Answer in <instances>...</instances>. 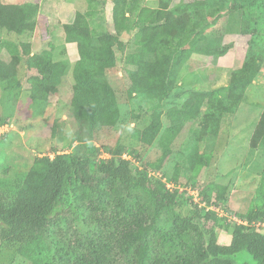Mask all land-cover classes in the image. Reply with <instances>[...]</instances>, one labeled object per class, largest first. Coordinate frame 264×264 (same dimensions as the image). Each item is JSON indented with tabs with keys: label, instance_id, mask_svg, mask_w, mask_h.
Returning a JSON list of instances; mask_svg holds the SVG:
<instances>
[{
	"label": "trees",
	"instance_id": "obj_1",
	"mask_svg": "<svg viewBox=\"0 0 264 264\" xmlns=\"http://www.w3.org/2000/svg\"><path fill=\"white\" fill-rule=\"evenodd\" d=\"M244 1L246 8L254 6V1ZM113 2L120 25L131 21L135 27L132 41L123 49L130 46L135 52L127 56V65L137 76L133 84L150 97L170 82L178 56L218 51L215 45L208 47L213 41L207 29L220 12L219 3L209 7L207 0L173 6L162 2L151 9L127 0ZM37 13L38 7L32 4L3 5L0 1V30L30 34ZM65 39L77 50L71 100L75 123L90 135L112 128L118 108L104 77L115 65L117 38L93 30L86 15L76 14L65 25ZM263 64L264 52L252 46L244 63L231 73L225 92L192 93L186 101V112L181 114L200 127L197 145L203 153L190 161L196 172L210 157L221 118L238 109ZM23 68L33 74L28 90L32 103L39 107L57 93L66 74V65L53 62L49 52L30 56L28 44L21 49L0 41V90L19 88ZM4 125L0 118V127ZM159 130V117L154 114L151 124L134 130L132 136L150 145ZM250 147L264 148V113ZM108 153L110 158L100 162L96 173L88 157L73 152L38 158L21 180L0 186V241L17 246V253L30 264H264V233L259 227L264 223V206L240 216L243 223H234L229 244H220L216 229L223 230L225 220L217 212L202 210L183 191L153 182L146 168L133 171L132 162L123 157L126 153L133 156L127 148L119 146ZM76 184L81 191L71 198ZM213 192L212 186H206L200 203L210 207ZM76 211L85 214L88 230L98 231L86 243L73 227ZM178 223L182 232L174 228ZM242 251L254 263L234 261Z\"/></svg>",
	"mask_w": 264,
	"mask_h": 264
},
{
	"label": "rangeland",
	"instance_id": "obj_2",
	"mask_svg": "<svg viewBox=\"0 0 264 264\" xmlns=\"http://www.w3.org/2000/svg\"><path fill=\"white\" fill-rule=\"evenodd\" d=\"M0 1L3 5L32 4L38 7L32 33L18 35L0 30V41L6 40L21 49L22 44H28L30 56L49 52L53 62L66 65V74L61 78L57 93L49 95L40 107L31 101L28 79L33 74L25 68L21 72L19 88L0 90V118L5 122L0 129V186L21 180L36 159L62 153L73 152L88 157L92 161V171L96 173L100 162L110 158L108 149L122 146L133 152V156L128 153L123 156L132 162L133 171L146 168L153 182H163L168 190L183 191L202 210L212 208L217 212L225 220L224 229H216L220 244H229L231 228L234 223L242 222L240 216L264 206V148L250 147L264 113V64L258 78L246 89L238 109L221 118L215 144L208 151L210 157L198 172L190 161L203 153L197 145L200 127L194 119H185L181 114L186 112L185 104L192 93L225 92L231 73L244 63L252 46L264 52V0H248L254 1V6L249 9L244 0H207L209 7L218 3L222 6L207 29L208 38L213 41L208 47L212 49L215 45L218 51L212 49L205 54L192 52L188 57L178 56L170 82L158 90L155 97L133 84L137 82V76L127 65V56L130 53L135 56V52L130 46L123 49V45L132 41L135 27L131 21L120 25L113 0ZM187 1L127 0L140 8L151 9L159 8L162 2L173 6ZM76 14L86 15L93 30L117 38L113 48L115 65L104 77L118 108L116 123L95 135L80 128L72 114L73 67L77 50L74 43L65 39V25ZM154 114L160 121L156 138L150 145L138 142L132 136L134 130L146 129ZM206 186H212L215 191L210 207L200 203ZM80 188L76 184L70 197L79 194ZM216 193L221 198H217ZM72 218L82 242L98 236L94 227L88 230L84 225V213L76 211ZM259 227L264 233V223ZM174 228L180 232V223ZM107 233L110 234L108 230ZM16 249L17 246L0 241V264H30ZM233 260L254 263L246 251Z\"/></svg>",
	"mask_w": 264,
	"mask_h": 264
},
{
	"label": "built area",
	"instance_id": "obj_3",
	"mask_svg": "<svg viewBox=\"0 0 264 264\" xmlns=\"http://www.w3.org/2000/svg\"><path fill=\"white\" fill-rule=\"evenodd\" d=\"M1 128H3V126H2V127H0V129H1ZM0 133L2 134V132H0ZM238 223H243V222H238Z\"/></svg>",
	"mask_w": 264,
	"mask_h": 264
}]
</instances>
